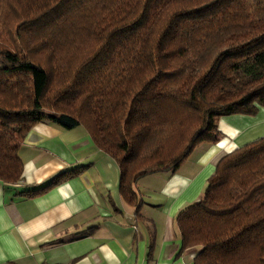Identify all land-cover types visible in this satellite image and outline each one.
I'll list each match as a JSON object with an SVG mask.
<instances>
[{
	"label": "trees",
	"instance_id": "obj_1",
	"mask_svg": "<svg viewBox=\"0 0 264 264\" xmlns=\"http://www.w3.org/2000/svg\"><path fill=\"white\" fill-rule=\"evenodd\" d=\"M262 106L264 0H0L3 182L22 179L37 123L83 125L118 161L139 220L141 177L176 172L222 139L221 116ZM176 223L182 249L199 248L193 264H264V135L221 156Z\"/></svg>",
	"mask_w": 264,
	"mask_h": 264
},
{
	"label": "crops",
	"instance_id": "obj_2",
	"mask_svg": "<svg viewBox=\"0 0 264 264\" xmlns=\"http://www.w3.org/2000/svg\"><path fill=\"white\" fill-rule=\"evenodd\" d=\"M251 117L221 116L222 139L196 147H202L199 168L212 175L221 156L248 142L240 120L264 124V106ZM20 154L22 179L0 180V264H193L199 248L182 249L176 218L203 196L210 174L201 181L200 170H182L184 164L141 177L138 220L120 192L118 161L96 146L85 126L39 122ZM79 165L85 167L78 175L35 195L24 193ZM149 181L154 188L146 187Z\"/></svg>",
	"mask_w": 264,
	"mask_h": 264
},
{
	"label": "rangeland",
	"instance_id": "obj_3",
	"mask_svg": "<svg viewBox=\"0 0 264 264\" xmlns=\"http://www.w3.org/2000/svg\"><path fill=\"white\" fill-rule=\"evenodd\" d=\"M259 112H260V110L258 111V113ZM258 113H256L255 115H249V116H253L251 118H254V117L257 118L256 116L258 115ZM240 124L245 129V131L243 133V137H245L246 139H248L250 137L249 138L250 140L248 139L249 140L248 142L253 141V140L261 137L260 135H264V124L261 122H258V123L255 122V119H248V120H242V121L240 120ZM201 149H202V147H201ZM201 149L197 148L195 151H193V155L190 157V159L187 160L188 162L184 163L185 165L183 164L184 167L182 170H189L190 166L192 165L194 170L195 169L200 170L199 180L203 181L204 177H206L208 174H210V172H206V170L203 171V169L201 167L199 168L200 165H198V163H197V158L200 155ZM212 173H214V172H212ZM158 185L159 186L161 185V181L159 182ZM146 187L154 188V185L149 181V184H147ZM204 189H203V191H204Z\"/></svg>",
	"mask_w": 264,
	"mask_h": 264
}]
</instances>
